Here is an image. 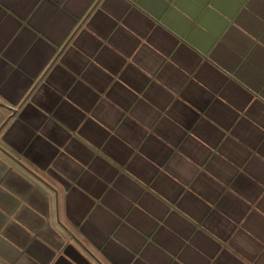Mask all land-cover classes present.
Here are the masks:
<instances>
[{
    "label": "crops",
    "instance_id": "crops-1",
    "mask_svg": "<svg viewBox=\"0 0 264 264\" xmlns=\"http://www.w3.org/2000/svg\"><path fill=\"white\" fill-rule=\"evenodd\" d=\"M0 264H264V0H0Z\"/></svg>",
    "mask_w": 264,
    "mask_h": 264
},
{
    "label": "water",
    "instance_id": "water-1",
    "mask_svg": "<svg viewBox=\"0 0 264 264\" xmlns=\"http://www.w3.org/2000/svg\"><path fill=\"white\" fill-rule=\"evenodd\" d=\"M0 105L3 106V107H5V108H7V109H9V110L11 111V114L13 113L14 110H13L12 108H10L9 106L3 105V104H1V103H0ZM11 114H10V115H11ZM10 115H9V116H10ZM9 116H7V117H6V118L0 123V129H1V127L4 125V123L7 121V119L9 118Z\"/></svg>",
    "mask_w": 264,
    "mask_h": 264
}]
</instances>
